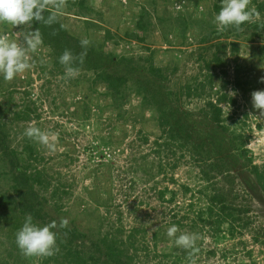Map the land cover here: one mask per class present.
Returning a JSON list of instances; mask_svg holds the SVG:
<instances>
[{
  "label": "rangeland",
  "instance_id": "1",
  "mask_svg": "<svg viewBox=\"0 0 264 264\" xmlns=\"http://www.w3.org/2000/svg\"><path fill=\"white\" fill-rule=\"evenodd\" d=\"M261 1L250 0L249 8L255 9ZM56 2L48 0L46 9L56 15L69 36L86 39L89 47L113 56L116 65L110 64L107 69L113 76L124 75L128 82L126 91L121 87L118 95L109 97L106 83H99L94 70L76 66L75 76L67 77L64 65L56 66L50 49L43 44L29 53L30 70L12 81L0 77V125L4 137H8L6 145L15 153L14 161L28 173L37 168L51 178V188L41 196L49 199L52 189L67 185L70 197L63 195L59 204L62 211L68 208L73 215L83 210L78 204L85 203L88 195L103 202L112 197L116 208L109 224H122L127 231L134 227L147 231L142 239L141 234L137 237L138 249L141 245L143 250H138L134 264H264V192L254 176L243 169L247 162L243 154L227 158L226 171L216 177L214 187L235 196L236 207L248 209L242 216L249 222L247 226L232 238H216L208 227L191 229L189 223L195 213L207 206L205 195L213 193L202 178L205 168L195 161V150L178 151L173 157L166 156L168 151L162 149L164 152L158 155L154 146L161 135L155 119L158 114L141 109L135 92L139 79L152 83L157 98L171 107L176 105L175 94L181 93V110L192 114L188 119L190 131L195 130L203 140L191 141L189 147L204 143L203 149L212 151L213 157L218 151L227 152L236 133L242 135L245 157L264 170V114L252 105V93L264 90V12L239 29L218 31L214 22L221 9H217L218 0H63L60 9L54 6ZM31 31H35L31 24H0V36L21 45L24 34ZM215 55L223 59L222 67L213 65ZM208 63L210 70L206 68ZM209 79L213 85L208 84ZM237 80L244 83L245 91L234 89ZM200 82L204 90L186 96ZM218 91L227 93L236 103L221 105L225 130L211 131L214 125L203 118L202 111ZM119 101H123L122 107L114 105ZM28 109L33 111L28 121L16 118ZM29 126L56 136L51 141L54 150L32 140L39 162H29L25 151L28 142L23 133ZM143 136H147V143ZM213 137L221 144L216 146ZM3 154L0 152V195L11 191L13 183ZM160 165L164 167L162 172ZM162 191L163 200L159 194ZM172 192L175 197L171 201ZM52 207L46 206L49 210ZM106 213L107 208L102 207L95 221ZM1 214L0 264H44L47 257H27L21 252L10 230L14 217ZM51 215L56 216L53 212ZM177 220L179 225H175ZM173 225L179 229L177 236L198 234L193 257L184 254L194 250L183 252L168 237L167 230ZM156 231L159 235L155 243L152 237ZM4 232H9L10 238ZM93 240H85L83 255Z\"/></svg>",
  "mask_w": 264,
  "mask_h": 264
},
{
  "label": "trees",
  "instance_id": "2",
  "mask_svg": "<svg viewBox=\"0 0 264 264\" xmlns=\"http://www.w3.org/2000/svg\"><path fill=\"white\" fill-rule=\"evenodd\" d=\"M219 6L221 7V0H218ZM255 10L257 13L262 14L264 12V1L255 5ZM45 16L49 14H54L51 11L45 10ZM34 30H39L42 36V44L50 49V55L54 59V63L58 66L59 58L64 53L65 50H70L74 56L73 67H82L85 65L86 68L94 70L96 73V78L99 79V83H106L107 85V96L112 97L120 93V88L127 86V78L122 75L113 76L112 73L107 69L110 64L116 65L117 60L106 53H102L101 50H97L93 47L87 46V55L81 58V53L84 51L81 47V41L78 39L69 36L67 31L59 24L58 20L51 24L46 25L43 22H33L31 24ZM259 27L257 26L256 29ZM233 52L238 51L237 45H231ZM82 59V62H81ZM224 64L221 56H214L213 65L217 67H222ZM206 68H210V63L206 65ZM134 70V69H133ZM210 70V69H209ZM222 74L226 75V72L222 70ZM157 79L160 80V76L156 73ZM209 85L212 84V80L209 79ZM244 84V83H243ZM241 84L238 80L234 83V89L244 90V85ZM136 94L140 97L141 100V109H151L157 112L156 122L160 127V136L154 141V146L156 147V152L160 156L162 152L167 150L165 153L166 156L176 157L178 151L183 153L185 151L195 150L194 159L196 162H199L203 168L202 178L208 182L206 188L212 189L213 193L211 195H205L207 206L204 209H199L195 216L192 218L189 224L191 229H194L197 226H200L202 229L208 227L212 230L216 238L221 237H234L237 230L239 232L241 229H244L248 221H245L242 217L245 212L248 211L246 207H236L234 201L235 196L230 197L227 191L224 189H218L214 187L216 183V177L218 175H224L228 159L234 158L239 155L245 158L247 162L242 165L243 169L248 171L258 184L260 185L261 192H264V170L263 167L252 164L250 158H247L245 152H242L243 143H241L242 135H236L233 133V137L227 149V152L218 151L215 156H211L212 151L208 148L203 149L204 143L196 144L192 147H189L191 141H201L202 139L196 134V131H190L188 123L190 113L181 110L180 108V96L182 94L176 93V105L173 107L166 104L165 101L159 100L157 98V90L152 89V83H143V80H138L136 82ZM139 85V86H138ZM227 85L225 83L224 86ZM204 90V83L200 82L195 86L194 91L188 92L186 96H192L193 94L197 95L198 91ZM112 93V94H110ZM216 97L214 100L209 99L206 102V109L202 111V116L205 120H208L214 126L211 131H218L221 129L225 130L223 124V109L221 105L230 104L235 105L236 100L231 98L227 93H222L218 91L215 93ZM170 96V95H169ZM124 96H121L123 98ZM168 98V97H167ZM151 99V101H149ZM170 103V102H169ZM123 101L115 102V106L122 107ZM32 110H25L21 114H16V118H21L28 121L29 115L32 113ZM2 126L0 125V152L4 153L3 157H7L4 162H7L9 171H12V186L11 191L3 193L0 195V213L8 217H14L10 230L12 235L16 236L17 232L22 228L26 218L31 216L33 222L39 226H45L55 221L58 225L54 231L57 232V247L58 251L54 255L47 257L44 264H134L135 259H137L138 250H143L140 245L138 249L137 237L141 234V239L144 234L147 233L146 229L134 227L127 231L125 227L120 224L121 217L117 225L115 223L109 224L110 216L113 208L112 206V197L108 199V202H103L100 199L88 195V200L80 202L78 208L84 207L80 213L77 211L75 215L68 208H64L63 205L59 204L62 200V196L66 195L70 197L67 192V185L62 184L51 190L49 199L41 196V193H47L51 188V178L44 176L43 170L33 169V173H28L26 167H20L19 164L14 161L13 158H16L15 153L9 150L7 147V136L1 130ZM201 133V132H200ZM5 134V135H4ZM201 136V135H200ZM209 137V135H206ZM144 137V138H143ZM142 139L144 143H147V136H143ZM202 137V136H201ZM204 140L206 138L203 136ZM216 146L220 145L221 142L216 137H213ZM28 144L26 143L25 151L27 152V158L29 162H39L38 156H36V144L33 141L26 137ZM237 141V142H235ZM238 141L240 144H238ZM238 144V145H237ZM238 146V147H237ZM162 149L164 151H162ZM214 152V151H213ZM191 153V152H190ZM203 153V155H202ZM195 154L199 155V158L195 157ZM181 156H183L181 154ZM211 160H214L211 163ZM225 160V162H224ZM237 161V160H236ZM30 166V165H29ZM175 167V165H173ZM164 167L159 166V172H162ZM228 177V175H227ZM37 187V188H35ZM167 189L165 188L164 191ZM164 191L160 192V199L164 198ZM185 191H188L186 189ZM173 193V192H172ZM127 197V196H126ZM175 193L172 194L171 201L174 200ZM54 201V202H50ZM231 201V203H230ZM53 206L51 210L46 208L47 205ZM107 208V213L104 217H101L100 220L95 221L96 215L99 214L101 208ZM118 207V205H117ZM192 206H190L191 208ZM71 210V209H70ZM53 212L56 216H52ZM63 212V213H62ZM70 215V216H69ZM58 216H62V219L68 220V226L66 228H60L59 223L62 219H57ZM174 218V217H173ZM77 220V221H76ZM82 220V222H81ZM77 222L79 224H77ZM81 222V224H80ZM175 225H179L180 221H174ZM223 225H226L225 230L222 228ZM106 226V231L102 232ZM92 232V234L90 233ZM7 238H10V233L4 232ZM159 233L156 231L153 234L152 240L156 243V239ZM94 238L91 248L82 254V249L84 247V242L86 239ZM137 244V245H136ZM142 248V249H141ZM185 249H183V252ZM197 253V250L191 251L188 254H184L187 257H193ZM6 262V261H5Z\"/></svg>",
  "mask_w": 264,
  "mask_h": 264
},
{
  "label": "clouds",
  "instance_id": "3",
  "mask_svg": "<svg viewBox=\"0 0 264 264\" xmlns=\"http://www.w3.org/2000/svg\"><path fill=\"white\" fill-rule=\"evenodd\" d=\"M250 0H221V9L215 16L214 22L218 31H224L229 27L239 29L245 22H250L254 16H258L254 8H249ZM48 0H0V24H10L14 27L30 25L33 22H43L46 25L53 24L57 17L55 14L45 16ZM57 9L63 7V0H57L54 4ZM23 45L10 41L7 37L0 36V77L5 81H12L20 74L32 68L29 53H34L42 44L40 31L27 32L23 37ZM81 47L84 51L81 58L87 55L88 40H82ZM74 56L70 50H65L60 56L59 62L65 67L67 77H74L77 69L73 67ZM82 62V59H81ZM264 83V79L261 80ZM252 105L264 114V90L252 93ZM24 136L39 143L49 150L55 149L51 141L56 139L55 134L42 131L35 126L25 129ZM68 220L62 219L60 228H66ZM55 221L45 226H39L28 216L22 228L16 234V244L27 257H50L58 251L57 232ZM178 227L173 225L168 228L167 235L177 247L185 250H195L198 234L181 233Z\"/></svg>",
  "mask_w": 264,
  "mask_h": 264
}]
</instances>
